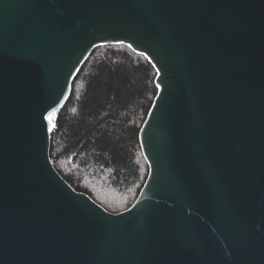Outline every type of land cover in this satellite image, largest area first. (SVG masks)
<instances>
[{
  "label": "water",
  "instance_id": "water-1",
  "mask_svg": "<svg viewBox=\"0 0 264 264\" xmlns=\"http://www.w3.org/2000/svg\"><path fill=\"white\" fill-rule=\"evenodd\" d=\"M106 46L157 73L119 214L51 159L48 119ZM0 264H264V0H0Z\"/></svg>",
  "mask_w": 264,
  "mask_h": 264
},
{
  "label": "trees",
  "instance_id": "trees-1",
  "mask_svg": "<svg viewBox=\"0 0 264 264\" xmlns=\"http://www.w3.org/2000/svg\"><path fill=\"white\" fill-rule=\"evenodd\" d=\"M151 63L126 46L97 48L53 117L51 159L62 178L112 214L128 210L149 176L140 131L158 88Z\"/></svg>",
  "mask_w": 264,
  "mask_h": 264
},
{
  "label": "rangeland",
  "instance_id": "rangeland-1",
  "mask_svg": "<svg viewBox=\"0 0 264 264\" xmlns=\"http://www.w3.org/2000/svg\"><path fill=\"white\" fill-rule=\"evenodd\" d=\"M49 122H50V124H51V127H52V124H53V117H49Z\"/></svg>",
  "mask_w": 264,
  "mask_h": 264
}]
</instances>
